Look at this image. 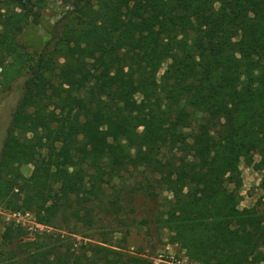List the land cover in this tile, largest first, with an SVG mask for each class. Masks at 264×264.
<instances>
[{
	"label": "trees",
	"instance_id": "16d2710c",
	"mask_svg": "<svg viewBox=\"0 0 264 264\" xmlns=\"http://www.w3.org/2000/svg\"><path fill=\"white\" fill-rule=\"evenodd\" d=\"M47 2L0 0V86L20 83L0 205L47 228L4 225L0 264H150L106 223L124 237L162 192L150 220L187 260L263 264L264 0H59L33 57L17 36ZM240 160L261 172L249 208Z\"/></svg>",
	"mask_w": 264,
	"mask_h": 264
},
{
	"label": "rangeland",
	"instance_id": "374dc122",
	"mask_svg": "<svg viewBox=\"0 0 264 264\" xmlns=\"http://www.w3.org/2000/svg\"><path fill=\"white\" fill-rule=\"evenodd\" d=\"M64 11L65 7L59 0H48L46 6L41 10L39 22L37 24L28 23L17 36L19 44L35 57L46 37L45 32ZM166 64V61L162 63V70ZM19 88L20 83L18 80L12 81L8 88L0 86V147L11 112L19 96ZM238 168L241 180V185L238 189L240 198L238 207L249 208L254 206L260 196L257 185L261 172L252 170L250 167L244 165L241 160L239 161ZM30 169L28 165L20 168L22 175L25 177L29 175ZM138 178L136 172H131V175L123 173L122 179L116 181L114 185L117 188H121L123 183L126 186L129 183L131 184L133 179L138 180ZM124 186L122 188L126 190ZM165 197H169L166 192L159 194L157 199L138 195L134 201V212L119 215L127 224V234L123 237L121 228L114 221L110 220L106 223L109 226V238L112 242L122 244L129 252L141 254L147 258L150 264H195L184 257L183 252L179 250L178 246L169 242V233L166 230L155 228L150 220L152 212L158 209V201H162ZM20 212L19 210L17 213L20 215L25 214ZM11 214L0 205V234L4 225L10 223L16 224ZM27 214V217L22 218L23 220L17 223V225L30 231L36 228L40 230L47 229L36 225L32 215L28 212Z\"/></svg>",
	"mask_w": 264,
	"mask_h": 264
},
{
	"label": "built area",
	"instance_id": "2783aa9c",
	"mask_svg": "<svg viewBox=\"0 0 264 264\" xmlns=\"http://www.w3.org/2000/svg\"><path fill=\"white\" fill-rule=\"evenodd\" d=\"M27 215H28L27 213H25L23 215H20L18 213H12L11 217L15 221V223L17 224V223H20V221L23 220L22 218L27 217Z\"/></svg>",
	"mask_w": 264,
	"mask_h": 264
}]
</instances>
